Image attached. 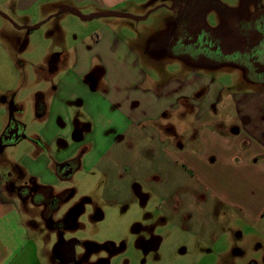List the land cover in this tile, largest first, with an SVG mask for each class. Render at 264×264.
<instances>
[{
  "label": "rangeland",
  "instance_id": "rangeland-1",
  "mask_svg": "<svg viewBox=\"0 0 264 264\" xmlns=\"http://www.w3.org/2000/svg\"><path fill=\"white\" fill-rule=\"evenodd\" d=\"M183 3L189 14L179 9ZM144 4L151 7L150 11L164 6L138 22L141 30L136 33V39L142 37L143 44L133 45L140 56V67L154 83L163 85L180 76V80L185 78L187 72L183 74L179 67L189 65L199 70L200 76L209 81V87L216 91L219 85L227 88L229 97L224 101L239 99V93L246 90V85L257 84L256 75L246 68L250 69L249 57L258 56L264 61V37L258 40L256 36L257 29L264 30V13L258 11L264 10V0H148ZM174 7L176 10L171 11ZM80 12L91 15L83 13L87 12L85 9ZM148 12L139 16L126 14L144 17ZM51 18L40 21L43 25L39 29L28 30L20 27L21 22L0 11V107L8 109L9 126L19 125L21 112L27 110V126L24 124L23 132L29 137L35 134L38 123L34 119L38 99L54 102L51 93L61 82L57 76L50 77L51 69L47 70L57 54L54 49L39 66L43 71L33 66L48 47L41 40L51 32L59 38V30L61 37L64 32L71 40L67 41L75 44V38L90 35L93 25L97 28V21L103 19L80 22L82 24L76 25L79 26L76 29L61 19ZM186 20L192 27H207L214 36L226 38L228 45L223 48L228 60L209 61L204 55L195 59L169 51L166 46L175 40L177 34L174 25ZM87 25L89 29L85 28ZM249 35L252 45L246 48ZM185 36L188 37L189 33ZM60 43L56 47L58 52ZM141 49L147 59L140 53ZM164 58L166 63L162 60ZM149 62L158 63V66L151 67ZM98 68V65L94 66V71L83 79V83L94 90L104 89ZM74 80L75 77H71L65 83L64 87L69 89L64 90L62 97L60 92L57 95L58 98L67 97V100L56 101L64 105L70 101L68 105L72 108L88 103L93 105L91 94L79 89ZM211 88L199 90L195 99L200 100ZM6 89L13 91L5 93ZM58 110L62 116L56 117L50 127L66 126L63 121L68 114L65 108L59 107ZM79 117L72 124L76 130L70 137H58L49 150L57 159L73 146L91 148L87 171L70 178L51 176L45 185L46 179L34 173L36 159L31 153L32 147L23 144L26 141H21L17 147H0H5L0 155V174L6 177L10 188L9 200L18 206L30 236L39 248L40 264H56L53 246L59 235L78 242L77 261L73 264H264V216L250 218L229 206L226 209L221 203L215 213L218 197L191 179L187 172L183 174V185L167 188L166 194V189L160 186V174L156 172L150 173L155 176L153 187L146 181L145 171L139 173L141 179H136L135 170L128 173L117 167L113 169L110 164L107 173H102L95 166L101 145L99 129L106 124L107 117H88L84 121ZM109 142L102 139V144ZM140 156L143 157L134 153L126 158L136 163ZM44 231L47 235L42 234Z\"/></svg>",
  "mask_w": 264,
  "mask_h": 264
},
{
  "label": "crops",
  "instance_id": "crops-1",
  "mask_svg": "<svg viewBox=\"0 0 264 264\" xmlns=\"http://www.w3.org/2000/svg\"><path fill=\"white\" fill-rule=\"evenodd\" d=\"M147 1L0 0V11L21 22L22 28H30L48 17H55L78 29L76 25L85 21L71 13L58 17L56 14L68 6L80 11L85 9V14L116 11L139 16L150 11L151 7L144 4ZM175 10L176 7L171 9ZM125 20L130 19L103 18L97 21V28L93 25L90 35L83 39L75 38V44L67 41L70 38L64 32L61 37L59 30V38L51 32L41 40L42 44H48L46 52L33 62L35 65H30L40 71L42 67L39 66L48 58V52L54 49L57 53L47 69H51L50 77L57 76L61 81L51 93L55 101L38 99L37 110L34 111V119L38 123L32 137L23 132L27 126V110L20 114V126H9L8 109L1 106L0 147H17L21 141H26L23 144L32 147L31 153L36 159L37 170L34 173L46 179V185L47 178H70L87 171L90 163L91 148L88 146L81 148L82 151L73 146L57 159L53 158L49 150L57 138L70 137L76 130L72 125L76 117L80 116L83 121L88 117H107L106 124L103 123L99 129L101 145L95 166L102 173H107L110 164L113 169L117 167L128 173L135 170L136 179H141L139 173L145 171L146 181L153 187L155 176L150 173L156 172L160 174V186L166 189V194L167 188L183 185V174L187 172L191 179L218 197L215 213L221 203L226 209L241 211L250 218L264 216V88L258 84L246 85V90L239 93V99L224 101L229 97L227 88L219 85L216 91L209 87V81L200 76L196 67L189 65L179 67L183 74L187 72L185 78L180 80V76L157 85L140 67V56L133 46L143 44L142 37L136 39L139 24ZM178 25L174 26L178 28ZM85 28L89 29V25ZM97 32L99 36L96 38L94 34ZM58 43L59 52L56 48ZM140 53L148 58L144 50L141 49ZM151 59L159 62L155 57ZM162 60L167 62L166 58ZM149 64L158 66V63ZM96 65L99 66L104 89L94 90L83 83ZM71 77H75L74 82L79 89L91 94L93 105L88 103L72 108L68 105L70 101L66 105L56 101L67 100V97H61L64 90L69 89L64 85ZM204 88L211 89L196 100V93ZM12 91L4 90L5 93ZM59 92L60 98L57 96ZM224 94L226 96L222 97ZM59 107L65 108L68 114L63 121L66 126L50 127L56 117L62 116ZM102 139L110 142L102 144ZM3 149L0 148V155ZM134 153L143 155L136 163L126 158ZM67 163L73 166L68 176L65 175L66 170L60 168ZM9 194L6 177L0 174V264H40L39 248L30 236L18 206L9 200ZM42 234L47 235V232Z\"/></svg>",
  "mask_w": 264,
  "mask_h": 264
},
{
  "label": "flooded vegetation",
  "instance_id": "flooded-vegetation-1",
  "mask_svg": "<svg viewBox=\"0 0 264 264\" xmlns=\"http://www.w3.org/2000/svg\"><path fill=\"white\" fill-rule=\"evenodd\" d=\"M179 9L181 11H186L189 14V11L184 3L180 5ZM258 11L260 12L262 11L264 13L263 9L262 10L258 9ZM198 27L200 26L194 25L192 27L191 25H189L188 20H186L185 23L182 22L179 23L175 40H173L171 44L166 46V48L169 51L173 50V52H176L177 55H182V56L190 55L192 58L195 59L199 55H204V57L209 61H221L223 59L228 60L227 56L224 55L227 54L224 48L226 49L225 46L228 45V40L226 38H222V37L220 38L214 36L212 31L207 27H203V26H201V28ZM254 32L255 31L252 30L251 33L254 35ZM186 33H189L188 36L190 37L189 39H187L188 37L185 36ZM250 35L249 38H247V41L245 42V44L247 43L246 48L252 45V43L250 42ZM256 36L258 40L264 37L263 28L257 29ZM248 59H250L251 62L250 69H248V67L246 69L248 71H251V74L256 75V78L254 80L257 81L256 83L258 85L264 87V61H261V59L258 56H256L255 58L249 57ZM72 167L73 166L71 163H67L65 165H62V167L60 168L66 170L65 175L66 174L69 175L72 170ZM77 243L78 242L75 240H66L60 235L57 236L55 245L53 246L56 263L73 264L75 260L77 261V255H76Z\"/></svg>",
  "mask_w": 264,
  "mask_h": 264
},
{
  "label": "water",
  "instance_id": "water-1",
  "mask_svg": "<svg viewBox=\"0 0 264 264\" xmlns=\"http://www.w3.org/2000/svg\"><path fill=\"white\" fill-rule=\"evenodd\" d=\"M162 7H164V6H162ZM162 7L156 8V9L148 12L147 15H145L144 17H136V16H133L130 14L115 12V11L100 12V13H95V14H91V15H83L78 9L66 6V7H63L62 10L56 14V16H60V15L65 14V13H71V14L79 17L82 21H85V22L93 21V20L98 19V18H112V17L121 18V19H130V20H134L136 22H139V21L147 19L151 13H153L154 11H156L157 9H160ZM45 23H46V21H45ZM42 25H43V23H40L39 25L28 28V30H37ZM66 176H68V174H66Z\"/></svg>",
  "mask_w": 264,
  "mask_h": 264
}]
</instances>
